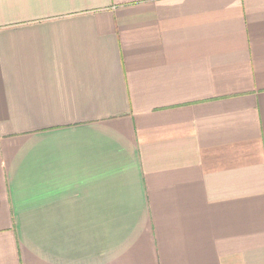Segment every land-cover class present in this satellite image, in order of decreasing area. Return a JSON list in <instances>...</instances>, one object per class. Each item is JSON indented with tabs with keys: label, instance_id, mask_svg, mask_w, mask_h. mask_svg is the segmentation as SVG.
Segmentation results:
<instances>
[{
	"label": "crops",
	"instance_id": "crops-1",
	"mask_svg": "<svg viewBox=\"0 0 264 264\" xmlns=\"http://www.w3.org/2000/svg\"><path fill=\"white\" fill-rule=\"evenodd\" d=\"M0 264H264V0H0Z\"/></svg>",
	"mask_w": 264,
	"mask_h": 264
}]
</instances>
